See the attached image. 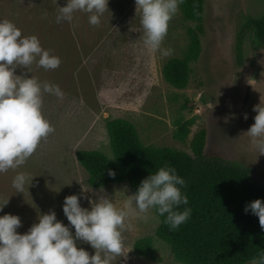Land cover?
Returning <instances> with one entry per match:
<instances>
[{
    "label": "rangeland",
    "instance_id": "rangeland-1",
    "mask_svg": "<svg viewBox=\"0 0 264 264\" xmlns=\"http://www.w3.org/2000/svg\"><path fill=\"white\" fill-rule=\"evenodd\" d=\"M13 4L16 11L33 5L27 0H14ZM263 13L264 0H206L202 54L192 63L189 84L184 89L170 85L162 73L164 64L183 56L189 44L188 28L193 23L184 18L180 5L161 45L172 50L168 57L145 46L135 0H108L99 26L88 23V14L74 13L68 23L74 39L71 45L58 46L59 68L31 73L25 68L15 70V75L34 76L38 82L58 85L63 97L44 94L42 112L55 131L23 166L0 174V204L8 200L0 216H19L21 227L17 232L24 234L38 222V215L55 211L57 220L69 226L74 235L62 210L66 196L75 194L82 207L90 208L89 199L96 201L106 195L119 204L133 195L135 191L128 182L92 187L87 170L77 160L79 149L100 150L113 158L106 127L110 118L130 121L145 145L188 153H192L193 134L206 127V152L216 151L237 162L264 185V155L244 134L254 123L257 113L253 107L264 101V42L255 50L244 23L247 17ZM249 78L255 79V88L246 83ZM190 118L195 123L186 142H182L174 133L179 121ZM17 172L33 178L23 193L12 187ZM159 222L155 209L150 210L148 219L130 218L133 228L123 233V256L113 264H183L156 236ZM145 236L153 238L154 257L140 256L133 250L134 242ZM76 244L90 256L95 253L86 242L77 240Z\"/></svg>",
    "mask_w": 264,
    "mask_h": 264
},
{
    "label": "clouds",
    "instance_id": "clouds-1",
    "mask_svg": "<svg viewBox=\"0 0 264 264\" xmlns=\"http://www.w3.org/2000/svg\"><path fill=\"white\" fill-rule=\"evenodd\" d=\"M184 0H135L143 29V42L162 57H168L172 50L162 48L167 35L169 21L177 14ZM108 10V0H67L66 6L58 7L56 22L71 23L74 13L88 14V23L99 26L101 17ZM44 70L59 67L60 58L42 48L37 36L22 35L21 30L9 20H0V174L23 166L36 151L39 144L55 129L42 112L43 96L57 98L63 92L56 84L38 82L31 76L15 75L17 67L31 73V66ZM255 79L246 83L255 88ZM257 114L254 123L244 133L250 138L260 155H264V101L253 107ZM247 119V114H245ZM108 175L115 177L109 170ZM32 177L17 172L12 180L16 192H24ZM184 178L177 175L170 166L160 167L141 180L137 191L119 204L104 195L96 201L89 199L90 208L81 206L80 197L69 195L64 198L62 210L69 226L57 220L55 211L38 215L26 233L20 234L21 219L17 215L0 216V264H113L123 256V233L131 231L130 218L148 219L150 210L155 209L170 230L178 229L191 214L188 198L182 193ZM126 190V188H125ZM103 192V188L100 189ZM8 200L0 204V211ZM258 217L264 230V200L256 199L245 206ZM88 243L95 250L93 255L84 248H78L76 241ZM248 264H264V252L252 257Z\"/></svg>",
    "mask_w": 264,
    "mask_h": 264
},
{
    "label": "trees",
    "instance_id": "trees-1",
    "mask_svg": "<svg viewBox=\"0 0 264 264\" xmlns=\"http://www.w3.org/2000/svg\"><path fill=\"white\" fill-rule=\"evenodd\" d=\"M27 1L33 3L30 9L16 11L14 0H0V20L11 21L24 36H37L42 48L50 54L61 55L58 46L71 45L74 39L68 22H56L57 9L65 6L64 0ZM205 3L206 0H184L180 4L184 18L193 25L188 28L189 44L183 56L169 59L162 69L164 79L175 88L188 86L191 65L202 54ZM244 24L256 50L264 42V13L259 17H247ZM241 48L242 39L239 38V57ZM66 52L68 55L69 49ZM64 68L65 64L61 70ZM42 69L35 63L31 66V71ZM194 123L192 118L179 121L175 138L186 142ZM106 127L113 158L96 149L76 152L92 187L128 182L136 192L141 180L165 165L175 168L177 175L184 178L186 184L181 191L187 196L188 204L181 205L179 210L190 208V217L178 229L170 230L164 217L159 216L156 229V236L170 246L178 261L183 264H247L252 257L264 252V230L259 219L250 210L244 211L248 203L264 200V185L237 162L225 159L216 151L206 152V127H200L190 139L192 153L173 147L145 145L135 126L124 118H110ZM109 170L115 172V177L108 175ZM133 250L137 255L154 257L153 238L137 239Z\"/></svg>",
    "mask_w": 264,
    "mask_h": 264
}]
</instances>
